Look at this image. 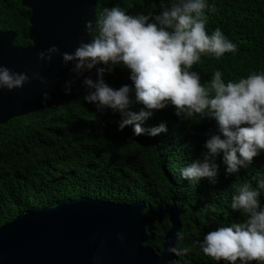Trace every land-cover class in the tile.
Masks as SVG:
<instances>
[{"label":"trees","instance_id":"16d2710c","mask_svg":"<svg viewBox=\"0 0 264 264\" xmlns=\"http://www.w3.org/2000/svg\"><path fill=\"white\" fill-rule=\"evenodd\" d=\"M164 2L170 5L173 0ZM207 2L216 9L207 13L209 34L220 28L238 50L220 59L202 56L192 69L200 73L201 81H210L217 70L225 82L264 71V0ZM160 4L161 0H95L94 24L104 8L119 6L133 15L158 14ZM28 15L20 0H0V31L14 33L13 45L30 43ZM128 76V70L120 66L105 80L119 88L130 84ZM140 107L134 105L133 110ZM118 119L119 114L98 112L77 96L0 124V225L26 210L79 196L119 204L143 201L140 214L153 224L152 238L143 245L156 252L169 228L166 214L157 222L156 209L167 210L172 201L180 225L174 246H187L191 251L175 255L171 264H218L195 242L217 227L243 219L231 209V197L241 182L249 181L255 187L256 179L264 178V152L233 175H225V165L218 157L215 183L206 178L186 181L181 170L205 151L209 130L215 131L214 121L198 117L184 121L169 107L143 125L148 128L165 122L166 133L135 137L131 126L117 130ZM260 200L264 206V191ZM206 206H214L216 211ZM178 233L185 238L178 240Z\"/></svg>","mask_w":264,"mask_h":264},{"label":"clouds","instance_id":"9594fccd","mask_svg":"<svg viewBox=\"0 0 264 264\" xmlns=\"http://www.w3.org/2000/svg\"><path fill=\"white\" fill-rule=\"evenodd\" d=\"M155 6V5H153ZM158 14L127 13L119 6L104 8L94 26L89 22L90 40H81L73 52L59 53L56 46L38 53V58L51 60L59 53L75 78H83L87 90L83 100L98 112L110 110L119 114L117 130L131 126L135 137H155L167 132L165 122L145 128L143 125L158 111L171 107L174 115L184 121L198 117L214 121L200 157L181 170V178L215 183L219 157L225 165V175L239 173L264 152V71L252 72L238 80L225 82L221 71L203 83L193 71L202 56L220 59L225 53L236 52L237 45L220 28L211 34L207 30L209 12L216 11L207 0H173L166 5L161 0ZM128 70L130 84L113 88L105 76L116 67ZM95 69V79L91 73ZM32 78L43 79L38 74ZM30 82L27 73L13 72L0 65V88H21ZM75 80L65 82V95L70 94ZM49 99L48 93L43 100ZM134 105H140L133 110ZM264 178H257L255 187L241 182L233 192L230 207L243 219L229 226H220L196 241L202 252L223 264H264V206L261 192ZM211 211L215 212L214 206ZM185 238L177 234L178 240ZM176 256L187 255L190 247L167 249Z\"/></svg>","mask_w":264,"mask_h":264},{"label":"water","instance_id":"95a60500","mask_svg":"<svg viewBox=\"0 0 264 264\" xmlns=\"http://www.w3.org/2000/svg\"><path fill=\"white\" fill-rule=\"evenodd\" d=\"M29 10L25 46L12 44L14 33L0 31V65L27 73L30 82L21 88H0V124L45 109L77 96L86 89L75 78L59 53L73 52L81 40H90L95 0H20ZM52 46L59 49L51 60L38 58ZM38 74L43 79L32 78ZM95 79V69L91 73ZM75 80L65 95L66 81ZM48 93L49 99L43 100ZM143 201L119 204L86 196L54 202L38 210H26L0 225V264H171L179 229L177 210L156 209L159 223L166 214L169 228L154 252L143 243L152 238L153 224L140 211ZM147 208L149 206L147 205Z\"/></svg>","mask_w":264,"mask_h":264}]
</instances>
